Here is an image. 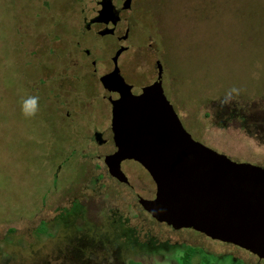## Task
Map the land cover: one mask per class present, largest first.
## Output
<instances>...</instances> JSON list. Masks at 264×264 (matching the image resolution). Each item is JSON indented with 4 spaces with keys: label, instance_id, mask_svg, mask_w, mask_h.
<instances>
[{
    "label": "rangeland",
    "instance_id": "rangeland-1",
    "mask_svg": "<svg viewBox=\"0 0 264 264\" xmlns=\"http://www.w3.org/2000/svg\"><path fill=\"white\" fill-rule=\"evenodd\" d=\"M69 1L75 3L0 0V264H77L80 261H75L72 250L66 251L72 233L79 231L103 241L114 228L115 238L123 212L135 215V209L121 198L128 194L131 199V192L111 179H107L105 193L98 196L105 209L98 210L99 202L84 193L86 184L93 183L85 175L101 164L113 146H99L87 138L89 122L84 116L95 109L100 113L95 123L104 129L109 124V108L100 98L96 80L87 74L78 81L70 79L85 72L80 65L86 60L74 45ZM74 3L72 8L77 6ZM141 5L137 11L140 26L131 42L136 48L153 37L151 42L157 44L170 77L165 93L184 128L196 141L233 161L264 168V138L249 119L264 115V0H141ZM95 41L102 50H92L93 56L111 53L114 38ZM83 44H93V38L86 35ZM131 55L132 48L120 57L122 75L134 83L149 79L152 66L134 63ZM108 67L107 63L99 65L100 70ZM233 85L241 91L226 97L225 90ZM69 87L94 96L90 108L78 102L81 115L72 120L65 119L59 107V94L62 102L74 104L66 94ZM29 95L39 96L40 109L26 120L20 103ZM233 109L245 117V124L235 118L227 120ZM248 129L258 134L251 135ZM131 145L132 141L123 150ZM123 168L140 177L146 189H153L136 164L129 162ZM79 196H84L92 215L98 210L96 224H88L85 208L73 202ZM115 204L118 213L112 219L116 226L111 227L108 211ZM74 208L79 210L76 224L69 216ZM51 217L57 222L48 224ZM143 223L156 236L172 235L164 224L147 218ZM177 237L225 254L222 262L209 264H264V259L245 250L192 230H182ZM59 248L62 262H30L48 253L58 256Z\"/></svg>",
    "mask_w": 264,
    "mask_h": 264
},
{
    "label": "water",
    "instance_id": "water-1",
    "mask_svg": "<svg viewBox=\"0 0 264 264\" xmlns=\"http://www.w3.org/2000/svg\"><path fill=\"white\" fill-rule=\"evenodd\" d=\"M101 5L99 20L110 19L111 1ZM124 50L116 51L113 69L100 77L105 89L119 95L110 100L116 146L104 159L110 174L128 182L120 162L133 159L155 184L154 198L140 199L154 218L232 243L264 259V168L233 161L192 138L164 94L159 61L157 80L133 94L118 67ZM97 140L102 141L100 135ZM131 141V148L123 150Z\"/></svg>",
    "mask_w": 264,
    "mask_h": 264
},
{
    "label": "flooded vegetation",
    "instance_id": "flooded-vegetation-1",
    "mask_svg": "<svg viewBox=\"0 0 264 264\" xmlns=\"http://www.w3.org/2000/svg\"><path fill=\"white\" fill-rule=\"evenodd\" d=\"M103 1L105 0H75L78 8L77 6L75 8H72V4L74 3V1L73 3L72 1L67 2V4L69 5L68 7L70 16L68 22L74 27V34L76 38L74 45L77 51L81 53L86 60V64L83 63L84 65H80V69L86 68L85 72L79 73V76L73 75L70 79L73 81H78L81 80L82 75L87 74L88 76L96 80L99 87L101 88L100 98L107 103L109 108V124L104 129H100L99 126H97V124L95 123L98 116L100 115V113H97L95 109H91L92 111L90 115L84 116L87 120L86 122H89L87 138L90 141L95 142L99 146L105 145L107 143H111L113 146V149L110 152L102 156L101 164L98 165V167L95 168L92 173L88 172L85 175L86 181L89 183L90 181H93V183L92 185H88V183L86 184L88 191L84 193L88 194L90 197H94L95 200L99 202L100 206L98 210L105 209L104 204L101 202L98 196L105 193L106 184L108 182L107 179H111L118 184L124 185L129 190V193L131 192V199L128 198V194L126 193L125 194L127 195V197L124 198L122 196L121 198L124 199V203H126V205H131L132 208L135 209V215H130L123 212L121 216V222L115 229L117 231V233H115V238L113 237L114 234L112 232L114 228H111L112 231L110 230L109 233L106 231V233L108 234L103 241L98 236L89 235L87 233V235H85L82 232L75 231V233H72L73 235L70 236L71 238H68V240L70 241V245L66 244V251L68 252L69 250H72L75 261H80L77 262V264H91V262H98L97 264H102V262H123L125 264H143V262H151L150 264H190V262H204L205 264H209V262H222L225 256L224 253H219L210 248L200 246L197 243L189 242L184 237H177V235L182 230H192L198 234H202L209 240L235 246L256 256L257 259L263 260L250 251L232 243L212 239L204 233L191 228L176 229L171 225H168L165 222H160L156 218H154L142 206V204L140 203V199H153L155 196V184L148 172L143 168V166H141L133 159H125L120 162L121 170L127 176L128 182H122L110 174L109 169L104 162V159L107 155L112 154L116 151V146L113 140V133L111 129L112 105L110 100L118 98L119 95L116 92H111L105 89L100 82V77L106 73H109L113 69L114 63L112 58L115 55L116 51L121 47L125 48V50L119 55L117 61L121 75L122 73L119 65L120 57L131 48V60H133L134 63L137 61L140 66L141 63L144 66L150 64L153 68V75L149 79L138 81L136 83L127 81L122 75L125 82L132 86L131 91L135 95L140 94L144 86L150 85L157 80V62L159 61L163 69L161 78L163 91L166 98L170 101L165 93L164 88L165 83L170 80V77L165 69L164 63L161 58V52L159 51L157 44L151 42L153 37L148 36L147 40H149V42L145 43L144 46H136V48L142 49L141 53L135 51V43L131 42V38L134 36L135 31L138 30L140 26V22L137 18V11L142 9L141 0H130L129 5L126 3L127 0H110L113 16L110 19L100 21L99 13L102 7L101 3ZM102 32L106 33L102 34ZM86 35H89L93 38V44H88L89 46H85L83 44V38ZM104 37L114 38V47L111 53L106 57L103 55L93 56L92 50H102L101 46H98L95 40ZM105 63L109 65L108 69L100 70L99 65ZM69 88L66 90V94L72 97V100L75 101L74 104H69L67 100H63L62 102L61 94H59V107L62 111L63 117L65 119L72 120L75 115H81V111L78 108V102L83 103L86 108H90V106H92V100L94 96L92 97L90 96V94H85L83 92V89H79L78 91L75 88ZM236 111L237 110L233 109V116L231 115V118L227 117V120L229 121L235 118L237 121H240L241 123L244 122L245 124V117L239 115L238 113H236ZM249 119L254 123V127L260 130V137L264 138V115L254 118L253 116H250ZM227 120L225 121L227 122ZM226 122L224 124H226ZM248 131L250 133L252 132L251 129H248ZM253 134L256 136L258 132L251 133V135ZM98 135H100L101 137V142L97 140ZM106 135H109V137H106ZM129 162L136 164L147 174L153 184L152 190L146 189L145 184L143 183L141 178L134 174V172L123 168V164ZM121 193L122 192H117V195H123ZM82 197L84 196H79V198L77 199L78 202L76 200H73V202H76L78 204V207H80L81 205L85 208L86 211L84 218L87 220L88 224H96L99 221V217L97 216L98 210L92 215V213L86 206L85 201L82 200ZM77 209L74 208L71 214L69 213L72 224L77 223V215L79 213V210ZM109 209L110 210L108 211V216H111V218L107 221L109 223H112L111 227H113L116 225L115 221L112 219V217L114 216L112 214L118 213V206H116V204L111 205ZM146 218L155 223L164 224L171 231L172 235L159 237L154 233H151L146 227L145 223H143V219ZM52 220H54L55 223L57 222L55 221L57 220L56 217H51L49 220H47V223L50 224ZM81 234H84L85 236L82 237ZM32 256L34 257V254H32ZM44 256H37V261H35V258H31L30 262H62V250L60 248L58 249V256L52 253L46 254L45 258ZM63 258H66V254L63 256Z\"/></svg>",
    "mask_w": 264,
    "mask_h": 264
},
{
    "label": "clouds",
    "instance_id": "clouds-1",
    "mask_svg": "<svg viewBox=\"0 0 264 264\" xmlns=\"http://www.w3.org/2000/svg\"><path fill=\"white\" fill-rule=\"evenodd\" d=\"M240 91L241 89L238 86L233 85L225 90V96L231 97ZM39 100L40 98L37 95H29L22 100L20 103V114L24 119L31 120L37 115L40 109Z\"/></svg>",
    "mask_w": 264,
    "mask_h": 264
}]
</instances>
